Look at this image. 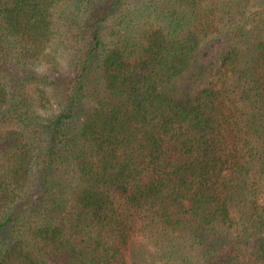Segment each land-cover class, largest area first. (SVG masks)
<instances>
[{"label":"trees","instance_id":"obj_1","mask_svg":"<svg viewBox=\"0 0 264 264\" xmlns=\"http://www.w3.org/2000/svg\"><path fill=\"white\" fill-rule=\"evenodd\" d=\"M0 264H264V0H0Z\"/></svg>","mask_w":264,"mask_h":264}]
</instances>
